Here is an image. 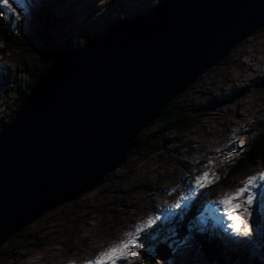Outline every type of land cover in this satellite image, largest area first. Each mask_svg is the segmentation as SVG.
Here are the masks:
<instances>
[{
	"label": "rangeland",
	"instance_id": "1",
	"mask_svg": "<svg viewBox=\"0 0 264 264\" xmlns=\"http://www.w3.org/2000/svg\"><path fill=\"white\" fill-rule=\"evenodd\" d=\"M80 1L83 0H11L18 15L7 8L2 10L4 16L12 18L15 29L23 27L31 33H35L37 25L41 27L35 13L43 10L48 16L42 29L52 32L57 44L79 48L85 40L103 36L107 28L159 6V0ZM0 48L8 50L1 36ZM14 52L0 53V68L9 69L0 74V131L11 122L18 104L15 90L22 71L30 73L25 70L41 67L36 56L32 57V66L20 67L12 60L17 54ZM224 60L202 74L176 100L177 105L190 107L195 113V125L190 131L165 135L159 152L132 157L96 189L43 215L3 245L13 249L14 255L10 260L7 255L1 256L0 264H95L101 252L128 238L125 228L133 224L141 225L144 231L139 234L141 246L128 256L127 264H136L144 252L155 256L162 249L165 254L164 244L172 245V256L165 259L167 262L158 256V261L151 264H192L193 260L207 264L188 238L179 244L175 224L188 205L200 200L202 213L189 228L202 226L200 232L221 237L231 252L241 247L244 264H264V183L252 189L255 199L251 205L241 200V208L233 212L239 217L241 231L244 226L251 229L248 236L234 234L230 225L237 221L228 220L222 209L211 203L235 192L249 176L264 173V165L250 167L233 176L229 187L213 192L207 190L212 183L195 189V195L190 188L195 177L205 171L215 173L213 179L231 171L255 134L264 131V28L239 43ZM159 127V123H153L147 133ZM185 195L190 199L181 200ZM177 202L181 206L173 207ZM158 216L160 219L150 225L149 218ZM34 240L39 244H33ZM153 245H157L156 251ZM231 260L239 264L237 259ZM117 264L126 262L118 260Z\"/></svg>",
	"mask_w": 264,
	"mask_h": 264
},
{
	"label": "water",
	"instance_id": "2",
	"mask_svg": "<svg viewBox=\"0 0 264 264\" xmlns=\"http://www.w3.org/2000/svg\"><path fill=\"white\" fill-rule=\"evenodd\" d=\"M263 28L264 0H167L55 56L0 131V249L96 188L178 96Z\"/></svg>",
	"mask_w": 264,
	"mask_h": 264
},
{
	"label": "trees",
	"instance_id": "3",
	"mask_svg": "<svg viewBox=\"0 0 264 264\" xmlns=\"http://www.w3.org/2000/svg\"><path fill=\"white\" fill-rule=\"evenodd\" d=\"M166 1L167 0H159V5L163 4ZM35 16L36 19H38V22L41 21V27L37 25L35 33H31L25 31V28L23 27L15 29L13 27L15 23L12 22V18L4 16L2 8L0 9V36L6 43L8 48L7 51L0 48V53L2 55H8L11 51H15L17 54L12 58V60L14 62H17L20 67L24 68H27L28 65L32 66V57L36 56V58H38V60L40 61L41 66L40 69L37 70L31 69V67L25 70H30V73L22 71L25 76H23L22 74L21 81L18 86H16L17 88L15 90V97L18 104L13 112L11 121H13L22 101L29 94L31 87L36 83L39 76L49 67L52 59L62 52L75 49L68 47V44H57V40L52 32L46 30L44 31L42 29V23L45 22L48 14H45L42 10V12L36 11ZM108 29L109 28H107L104 33H106ZM88 41L89 39L85 40L83 42V45H85ZM223 62H225V60L221 61L219 64H222ZM6 79L7 78L5 77V80ZM177 98L166 109L165 113L154 122L159 123V129L150 134L147 133V130L149 128L148 127L141 133V135L137 138L138 144L136 148L127 155L126 161H129L134 156L149 155L159 152L160 149L163 148L162 141L165 135H168L170 133L173 134L188 132L194 127V111H192V108L190 107L177 105ZM155 125L156 124H154V126ZM237 159L238 160L236 161L234 167L232 166V170L224 176L215 178V182L212 183L207 188V190H211V192H213L216 191L219 187H229L231 183L230 181L233 176L243 173L250 167L264 165V131H260L255 134L254 138H252V140L250 141L248 148L244 150ZM109 176L110 174L107 175V177L101 183L105 182ZM100 184L98 186H100ZM201 202L202 200H200L196 204H193L192 206L188 205L187 210L175 219V224H177V227L179 229L177 231V238L180 241L179 244L183 243V241L188 238V242L192 243L194 249L202 254L204 261H206L207 264H226L225 261H230V263L234 264V260L232 261L231 259H237V262H239V264H244V260L241 259L243 257L244 250L241 247V249L238 247L236 251L231 252L227 250L224 242L222 244V240L220 238H217L212 234L207 235L205 234V232H200V228H202V226L189 228V224L191 223V221L194 222V219L199 215ZM19 235H21V233L16 234L14 237H17ZM32 243L35 245L39 244L38 242H36V240L32 241ZM156 246L153 245V249H155ZM170 248H172V245L170 246ZM239 249L241 251H239ZM146 253L147 254H145V252L141 253L142 258H139L140 260H137L136 264H141V261L142 264H151L155 261H158L157 251L155 252V256L149 255L148 252ZM5 255H7L6 258L10 260L11 258H13L14 250L7 249L3 246L0 249V258L1 256L3 257ZM147 257L149 259H147ZM193 263L199 264L194 260L192 261V264Z\"/></svg>",
	"mask_w": 264,
	"mask_h": 264
},
{
	"label": "snow or ice",
	"instance_id": "4",
	"mask_svg": "<svg viewBox=\"0 0 264 264\" xmlns=\"http://www.w3.org/2000/svg\"><path fill=\"white\" fill-rule=\"evenodd\" d=\"M0 8L9 9L14 15H18L16 8L11 3V0H0ZM215 173L210 175L209 172L205 171L202 175L195 177L194 185H191L192 194L195 195V189L204 188L209 183H214ZM264 183V173L258 175L249 176L246 181L242 183L235 192L231 194H225L219 200H213L211 203L217 205L222 209V214L227 217L228 220L237 221L230 225L232 231L236 235H250L251 229L244 226L243 231H241V225L239 223V217L233 215V212L241 208V200H243L244 205H251L255 199V195L252 193V189L262 186ZM190 196L185 195L181 197V200L187 201ZM181 206L180 202H177L173 207L179 208ZM160 217L149 218V224L155 223ZM144 231L141 225H137L134 232H128L127 239L121 240L119 244L113 245L106 252H101L97 257L95 264H117L118 260H125L127 264L128 256L134 254V249L140 247L138 243L139 234ZM87 264H93L92 261H88ZM142 264V261H141Z\"/></svg>",
	"mask_w": 264,
	"mask_h": 264
},
{
	"label": "bare ground",
	"instance_id": "5",
	"mask_svg": "<svg viewBox=\"0 0 264 264\" xmlns=\"http://www.w3.org/2000/svg\"><path fill=\"white\" fill-rule=\"evenodd\" d=\"M71 1H74V0H71ZM92 0H83V1H80L81 3H89V2H91ZM146 4H148V3H146ZM46 9V8H45ZM51 10V9H50ZM52 11L53 12H56L55 11V9H52ZM55 14H57V13H55ZM23 19V18H22ZM9 71V69H8V67H4V68H0V74L1 75H3V74H5L6 72H8ZM259 139V138H258ZM258 175V174H257ZM221 209V208H220ZM146 213H148V212H146ZM126 230H125V232L128 230V232H130V231H134V229H136V226L133 224L132 226H129V227H127V228H125ZM230 231V230H229ZM230 233V232H229ZM230 237H232V238H234L235 237V235L233 236H230ZM235 239V238H234ZM98 255V254H97ZM97 257V256H96ZM81 259H83V258H81ZM89 260V259H88ZM81 262V261H80ZM84 263V262H83Z\"/></svg>",
	"mask_w": 264,
	"mask_h": 264
}]
</instances>
